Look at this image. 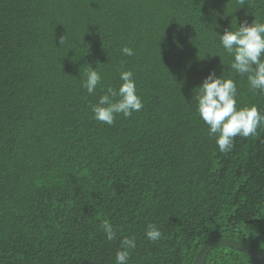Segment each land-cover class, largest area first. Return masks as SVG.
<instances>
[{"label":"trees","instance_id":"1","mask_svg":"<svg viewBox=\"0 0 264 264\" xmlns=\"http://www.w3.org/2000/svg\"><path fill=\"white\" fill-rule=\"evenodd\" d=\"M255 18L264 0H0V264H115L132 235L128 264H192L222 237L264 255V126L222 153L196 107L214 70L264 111L216 35ZM122 70L143 108L103 124L91 106ZM205 264L259 263L216 246Z\"/></svg>","mask_w":264,"mask_h":264},{"label":"clouds","instance_id":"2","mask_svg":"<svg viewBox=\"0 0 264 264\" xmlns=\"http://www.w3.org/2000/svg\"><path fill=\"white\" fill-rule=\"evenodd\" d=\"M239 2L244 5V0ZM237 25L234 29L231 25L223 34L215 33L223 49L231 57L230 68L233 72L247 78L253 94L257 90L264 93V22L255 18L251 23L245 20ZM121 51L126 56L134 54L129 46H123ZM120 81L118 88L107 87L97 103L91 106L95 120L112 125L118 114L130 117L133 112H139L143 108L133 72L122 70ZM98 85L102 86V76L89 65L84 73L83 87L91 95L96 92ZM197 88V112L208 126V134L216 138L220 152H230L236 137L257 136L258 129L264 126V111L257 105L238 106L237 83L231 74L225 78L223 71L220 75L214 70L210 71ZM100 229L108 241L116 239L117 233L109 220L105 219ZM145 235L148 240L156 242L162 237V232L155 224L149 223ZM136 247L135 235L123 237L116 252L115 264H128L131 251Z\"/></svg>","mask_w":264,"mask_h":264},{"label":"water","instance_id":"3","mask_svg":"<svg viewBox=\"0 0 264 264\" xmlns=\"http://www.w3.org/2000/svg\"><path fill=\"white\" fill-rule=\"evenodd\" d=\"M216 246H228L235 248L244 254L251 257L253 260H255L259 264H264V255L259 253L256 249L242 243L239 240L233 239V238H216L214 240H211L207 243H205L196 253L194 256L192 264H205V258L207 253Z\"/></svg>","mask_w":264,"mask_h":264}]
</instances>
